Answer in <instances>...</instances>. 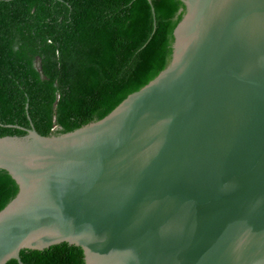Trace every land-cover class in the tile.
Masks as SVG:
<instances>
[{"label": "water", "instance_id": "obj_1", "mask_svg": "<svg viewBox=\"0 0 264 264\" xmlns=\"http://www.w3.org/2000/svg\"><path fill=\"white\" fill-rule=\"evenodd\" d=\"M182 1L171 63L105 117L0 139V264L63 242L86 264H264V0Z\"/></svg>", "mask_w": 264, "mask_h": 264}, {"label": "trees", "instance_id": "obj_2", "mask_svg": "<svg viewBox=\"0 0 264 264\" xmlns=\"http://www.w3.org/2000/svg\"><path fill=\"white\" fill-rule=\"evenodd\" d=\"M186 14L182 0H0V139L27 144L16 126L59 136L105 117L171 63ZM18 189L0 167V210ZM21 258L86 264L67 242Z\"/></svg>", "mask_w": 264, "mask_h": 264}]
</instances>
